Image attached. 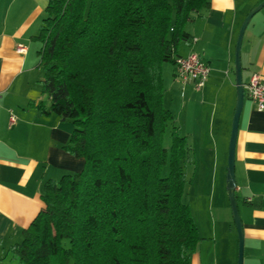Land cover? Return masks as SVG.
<instances>
[{"label":"trees","instance_id":"16d2710c","mask_svg":"<svg viewBox=\"0 0 264 264\" xmlns=\"http://www.w3.org/2000/svg\"><path fill=\"white\" fill-rule=\"evenodd\" d=\"M208 0H47L37 34L40 114L72 124L81 170L43 182L11 264H189L200 239L183 202L185 135L164 107L162 66ZM167 167L166 172L164 168Z\"/></svg>","mask_w":264,"mask_h":264},{"label":"crops","instance_id":"0c3cea01","mask_svg":"<svg viewBox=\"0 0 264 264\" xmlns=\"http://www.w3.org/2000/svg\"><path fill=\"white\" fill-rule=\"evenodd\" d=\"M208 1L209 7L196 12L185 24L190 41L180 42L177 48L179 56L197 53L209 65L204 85L197 89L190 82H180L174 78V66L169 63L162 66V79L163 105L167 108L168 100L167 109L174 115L164 139L170 127L177 126L186 136L189 148L184 167L188 166L190 175L187 177L184 171L182 200L185 201L186 190H192L195 209H203L197 214L199 220L209 218L211 240L216 235L213 207L226 222L228 215L224 180L235 108L231 95L235 85L236 38L246 14L261 0ZM46 3L47 0H0V264H11L7 249L21 240L22 229L43 207V182L58 180L83 166V158L62 148L72 124L55 113L40 114L29 105L44 98L38 82L43 75L38 66L40 43L31 36L38 32ZM249 25L241 50L243 84L252 74L264 78V6L252 15ZM18 48L23 52H18ZM219 90L222 98L218 107L214 100L207 101L211 107L205 116L194 115L189 120L181 117L192 91H199L204 100L213 93L219 95ZM235 183L244 235L242 264H264V110H257L245 92L235 144ZM206 194V205L196 203V196ZM186 204L195 219L191 202ZM194 221L199 234V225ZM201 244L198 241L197 246ZM194 263L202 264L197 256Z\"/></svg>","mask_w":264,"mask_h":264},{"label":"rangeland","instance_id":"374dc122","mask_svg":"<svg viewBox=\"0 0 264 264\" xmlns=\"http://www.w3.org/2000/svg\"><path fill=\"white\" fill-rule=\"evenodd\" d=\"M248 25V24H247ZM251 25L249 27L246 26L242 40H241V45H240V62H241V50L243 46V42L245 44L247 35L250 31ZM171 64V63H169ZM170 66V65H169ZM234 84H235V79H234ZM220 91V90H219ZM229 94V91H228ZM232 105L235 106L236 102V86L234 85L232 89ZM222 98V94L220 91V94L218 95L217 93H213L211 96L205 97L203 100V96L199 95V91H192V97L190 98L189 105L186 108V112L181 114V117L184 116L187 120H189L192 116L194 115H203L205 116V113L207 111L209 112L210 110V103L207 101H215L217 107L220 105ZM167 108L169 107V102L165 103ZM178 116V115H177ZM180 117V115H179ZM170 144V132L168 131V134L166 138L164 139V145L167 146ZM226 163H227V153H226ZM227 167V166H226ZM167 167L164 168V172H166ZM184 171L186 172V176L189 177V168L188 166L184 167ZM189 179V178H188ZM224 185H225V180H224ZM225 196L227 199V222L224 220L223 214L218 211L217 207H213L212 213H213V219L215 222V238L209 240L208 237H210L209 233V218L207 221V218L204 216V220H199L198 218V213L203 211L202 208H196L195 209V201L193 202L191 199H193V192L192 190H186V196L184 195L185 198V203L188 201L191 202L192 204V210L195 215V219L199 225V241L202 242L200 247H196L195 252H193L190 256V260L192 259V264H195V257L197 256L198 261L200 260L202 264H237V259H238V235H237V229L235 226V223L232 218L231 214V209L229 205V200L228 196L226 194L225 190ZM195 199V198H194ZM207 199L208 196L207 194L204 196H196V203L199 202L200 205H206L207 204ZM205 213V212H204ZM194 219V220H195ZM196 254V255H194ZM191 264V263H190Z\"/></svg>","mask_w":264,"mask_h":264},{"label":"water","instance_id":"95a60500","mask_svg":"<svg viewBox=\"0 0 264 264\" xmlns=\"http://www.w3.org/2000/svg\"><path fill=\"white\" fill-rule=\"evenodd\" d=\"M264 6V0H261L258 4L253 6L243 19L241 26L238 31V35L235 43V57H234V71H235V86H236V102L234 113L231 122L230 137L228 142L227 150V167H226V192L229 200L231 214L235 223L238 235V259L237 264L243 262V227L240 219L236 196H235V144L237 129L239 124V118L244 102V89L241 75V64H240V45L243 36V32L254 13Z\"/></svg>","mask_w":264,"mask_h":264},{"label":"built area","instance_id":"2783aa9c","mask_svg":"<svg viewBox=\"0 0 264 264\" xmlns=\"http://www.w3.org/2000/svg\"><path fill=\"white\" fill-rule=\"evenodd\" d=\"M23 52L22 48L17 49ZM173 76L182 83L190 82L195 88H201L209 73V65L197 53L177 56L173 63ZM247 98L255 104L257 110H264V78L257 74H252L243 84ZM13 121V115H9Z\"/></svg>","mask_w":264,"mask_h":264}]
</instances>
